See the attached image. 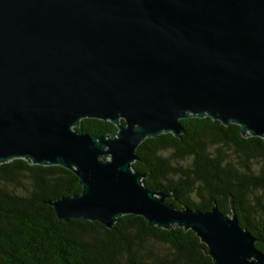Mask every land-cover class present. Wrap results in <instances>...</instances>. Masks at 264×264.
I'll return each instance as SVG.
<instances>
[{
  "label": "water",
  "instance_id": "95a60500",
  "mask_svg": "<svg viewBox=\"0 0 264 264\" xmlns=\"http://www.w3.org/2000/svg\"><path fill=\"white\" fill-rule=\"evenodd\" d=\"M190 118L264 139V0H0V164L73 172L81 194L46 202L66 223L132 215L194 232L214 264H264L234 213L177 209L133 170Z\"/></svg>",
  "mask_w": 264,
  "mask_h": 264
},
{
  "label": "trees",
  "instance_id": "16d2710c",
  "mask_svg": "<svg viewBox=\"0 0 264 264\" xmlns=\"http://www.w3.org/2000/svg\"><path fill=\"white\" fill-rule=\"evenodd\" d=\"M122 125L125 123L122 121ZM183 134H161L137 149L132 168L144 185L172 195L177 209L234 213L264 253V139L210 118L182 120ZM90 136L117 128L96 119L77 129ZM78 177L60 166L23 159L0 164V264H214L190 230L150 227L141 217L118 219L112 229L97 222L57 218L46 202L80 195Z\"/></svg>",
  "mask_w": 264,
  "mask_h": 264
}]
</instances>
